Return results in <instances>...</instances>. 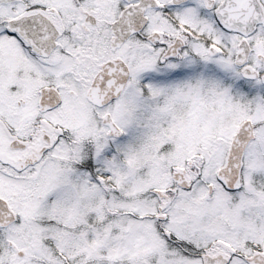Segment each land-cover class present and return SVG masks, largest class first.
<instances>
[{
    "label": "snow or ice",
    "instance_id": "snow-or-ice-1",
    "mask_svg": "<svg viewBox=\"0 0 264 264\" xmlns=\"http://www.w3.org/2000/svg\"><path fill=\"white\" fill-rule=\"evenodd\" d=\"M0 264H264V0H0Z\"/></svg>",
    "mask_w": 264,
    "mask_h": 264
}]
</instances>
